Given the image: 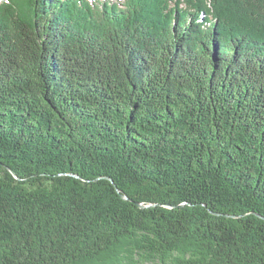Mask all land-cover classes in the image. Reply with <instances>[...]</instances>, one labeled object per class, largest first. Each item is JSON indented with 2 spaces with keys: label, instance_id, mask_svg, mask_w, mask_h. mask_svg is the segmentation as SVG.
<instances>
[{
  "label": "trees",
  "instance_id": "16d2710c",
  "mask_svg": "<svg viewBox=\"0 0 264 264\" xmlns=\"http://www.w3.org/2000/svg\"><path fill=\"white\" fill-rule=\"evenodd\" d=\"M0 264H264V0H0Z\"/></svg>",
  "mask_w": 264,
  "mask_h": 264
},
{
  "label": "water",
  "instance_id": "95a60500",
  "mask_svg": "<svg viewBox=\"0 0 264 264\" xmlns=\"http://www.w3.org/2000/svg\"><path fill=\"white\" fill-rule=\"evenodd\" d=\"M14 175H15V173L14 172H12ZM125 198H127V197H125Z\"/></svg>",
  "mask_w": 264,
  "mask_h": 264
},
{
  "label": "rangeland",
  "instance_id": "374dc122",
  "mask_svg": "<svg viewBox=\"0 0 264 264\" xmlns=\"http://www.w3.org/2000/svg\"><path fill=\"white\" fill-rule=\"evenodd\" d=\"M103 1V0H102ZM113 1H115V0H113ZM117 1H119V0H117Z\"/></svg>",
  "mask_w": 264,
  "mask_h": 264
}]
</instances>
